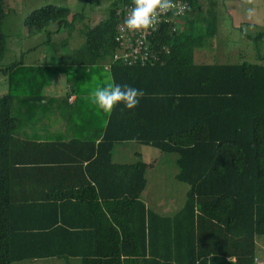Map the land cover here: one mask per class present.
I'll return each instance as SVG.
<instances>
[{"label":"trees","instance_id":"trees-1","mask_svg":"<svg viewBox=\"0 0 264 264\" xmlns=\"http://www.w3.org/2000/svg\"><path fill=\"white\" fill-rule=\"evenodd\" d=\"M186 1L183 29L167 34L164 27L161 41L170 53L162 64L113 61L122 12L132 0H112L102 21L81 27L83 45L58 55L44 66L46 73L23 60L0 67L11 88L16 72L27 77L19 90L0 97V264L54 257L66 264H230L228 257L258 264L264 56L260 63L197 62L196 52L218 37V2ZM6 6L0 0V61L9 50ZM82 16L47 4L32 10L24 24L30 34L47 30L51 36ZM257 37L264 39V32ZM33 69L38 77L30 75ZM49 72L67 76L63 101L77 95L71 106L82 114L81 123L71 121L76 136L20 138L16 97H38ZM108 82L142 89L145 96L136 108L119 104L109 116L85 99ZM124 142L176 154L175 178L189 185L181 208L168 215L144 199L153 164L139 151L135 161H116L114 151Z\"/></svg>","mask_w":264,"mask_h":264},{"label":"rangeland","instance_id":"rangeland-1","mask_svg":"<svg viewBox=\"0 0 264 264\" xmlns=\"http://www.w3.org/2000/svg\"><path fill=\"white\" fill-rule=\"evenodd\" d=\"M206 1L208 4L211 1L218 2L216 6L213 5L214 9L216 7L214 15L218 20V37L214 38L215 45L209 43L197 51L195 60L210 63L215 61L239 63L245 60L262 62L260 57L264 56V39L257 36L260 32H264V0H251L250 3L248 0ZM234 1L235 4L240 3V7L236 6L237 4L233 5ZM111 3L112 0H7V17L3 29L7 34L9 50L5 58L0 61V67L16 60H23L29 66L42 65L43 72L46 73L44 67L46 64H54L58 55L83 45L84 40L80 43L75 42L82 35L81 27H85L89 22L94 26L102 21L107 16ZM47 4L69 7L73 13H83L84 18L83 16L78 18L74 24L57 33L53 32L56 26H51L49 28L53 32L51 36L46 34L47 30L30 34L24 24L26 16L32 10ZM249 9L252 10L251 14ZM62 41L65 44L61 46ZM49 69L52 71L54 68L50 66ZM32 74L38 77L34 69L30 72V75ZM49 76L51 77L47 78L46 86H43L45 91L47 90L51 95H63L67 89V76L61 72L53 75L49 72ZM19 77L22 79L21 76ZM20 84L22 83L18 84L16 76L12 75L13 88H11L8 76L0 73V97L10 90L15 91L16 88L19 90V87H22ZM139 144L134 142L119 145L114 151V158L118 162H132L138 159L136 158L138 150H143L144 155L149 152L144 159L152 161L153 165L147 171L148 186L144 192V199L152 206L171 214L184 205L189 189L188 184L175 178L178 172L176 154L164 153L153 146ZM149 156L151 160L147 158ZM75 263H80V260H75ZM14 264H66V260L54 257Z\"/></svg>","mask_w":264,"mask_h":264},{"label":"crops","instance_id":"crops-1","mask_svg":"<svg viewBox=\"0 0 264 264\" xmlns=\"http://www.w3.org/2000/svg\"><path fill=\"white\" fill-rule=\"evenodd\" d=\"M234 4L235 1L233 5ZM236 4H235L236 6L240 7L239 6L240 3L239 4L236 3ZM83 40H84L83 37L81 38L78 37L75 42L80 43ZM16 75H17L16 78L18 84L22 83L21 81L24 82L27 78L22 73L18 74V72H16ZM19 76H21L22 79ZM66 88L67 89L63 95H51L50 93L47 92V90L45 91L44 88L42 91H35L37 92L38 97H33L31 92H27V93L24 92L21 94V96L16 94L17 97L15 101V113L21 119V126L17 130L16 135L23 139L32 138L43 141L60 140V139L69 140L72 139L74 136H76L75 130L77 124H75L74 126V124L73 125L71 124V121H73L72 118L73 119L76 118L77 121L81 123L82 114L78 109L76 110L71 109V106L75 104L77 100L76 94H71L67 102L62 100V97L66 95L69 89L68 84ZM124 143H134V142H124ZM139 145L148 146L142 143H140ZM138 151L141 154V158L145 162L149 164H153L152 161L144 159L145 155H149V152H146L144 155L143 150L140 149ZM137 157L138 156L136 154V158ZM147 158H150V160L152 159L150 156ZM257 244L261 250L260 254L258 255V264H264V238H259Z\"/></svg>","mask_w":264,"mask_h":264},{"label":"built area","instance_id":"built-area-1","mask_svg":"<svg viewBox=\"0 0 264 264\" xmlns=\"http://www.w3.org/2000/svg\"><path fill=\"white\" fill-rule=\"evenodd\" d=\"M177 9L174 12L162 14L154 29L148 32L121 31L123 22L129 14L133 4L125 6L121 21L118 25L117 42L118 49L113 57L114 62L134 65H156L164 62L163 55L170 53V47L163 41L164 27L167 34H172L183 29V17L189 7L186 0H174ZM109 64L106 68H109Z\"/></svg>","mask_w":264,"mask_h":264},{"label":"clouds","instance_id":"clouds-1","mask_svg":"<svg viewBox=\"0 0 264 264\" xmlns=\"http://www.w3.org/2000/svg\"><path fill=\"white\" fill-rule=\"evenodd\" d=\"M250 3L251 0H248ZM133 7L126 16L121 31L148 32L154 29L159 22V17L168 12H174L177 5L174 0H132ZM251 9L249 13L251 14ZM145 96L142 89L127 84L120 85L108 82L102 87H97L85 97L96 105L105 114L111 115L117 105L123 104L127 109H134L138 106L140 99ZM230 264H235L232 257H228Z\"/></svg>","mask_w":264,"mask_h":264}]
</instances>
